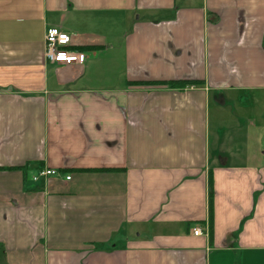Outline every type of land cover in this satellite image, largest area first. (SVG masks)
Segmentation results:
<instances>
[{"label": "crops", "instance_id": "obj_1", "mask_svg": "<svg viewBox=\"0 0 264 264\" xmlns=\"http://www.w3.org/2000/svg\"><path fill=\"white\" fill-rule=\"evenodd\" d=\"M263 141L264 0H0V264H264Z\"/></svg>", "mask_w": 264, "mask_h": 264}, {"label": "built area", "instance_id": "obj_2", "mask_svg": "<svg viewBox=\"0 0 264 264\" xmlns=\"http://www.w3.org/2000/svg\"><path fill=\"white\" fill-rule=\"evenodd\" d=\"M71 36L65 32L59 31L57 28H48L44 38V59L51 64L63 65H82L85 63L86 57L82 52L71 49ZM61 173L58 170L45 168L37 172L31 177L32 181L37 182L40 179L47 180L52 177H59ZM70 176L66 175L64 179L70 180ZM193 234L202 235L200 229H194ZM207 234V231L205 232Z\"/></svg>", "mask_w": 264, "mask_h": 264}, {"label": "trees", "instance_id": "obj_3", "mask_svg": "<svg viewBox=\"0 0 264 264\" xmlns=\"http://www.w3.org/2000/svg\"><path fill=\"white\" fill-rule=\"evenodd\" d=\"M90 48H93V47H90ZM71 49L75 50V51H79V52L90 50V49H86V50L85 49H74V47L73 48L71 47ZM155 84H157V83H151V85H155ZM158 84H163V83H158ZM167 84H169V83H167ZM176 84H178V83H171L169 85L173 86V85H176ZM209 200H210V203H211L212 202V192H210V194H209Z\"/></svg>", "mask_w": 264, "mask_h": 264}, {"label": "rangeland", "instance_id": "obj_4", "mask_svg": "<svg viewBox=\"0 0 264 264\" xmlns=\"http://www.w3.org/2000/svg\"><path fill=\"white\" fill-rule=\"evenodd\" d=\"M263 144H264V141H263Z\"/></svg>", "mask_w": 264, "mask_h": 264}]
</instances>
